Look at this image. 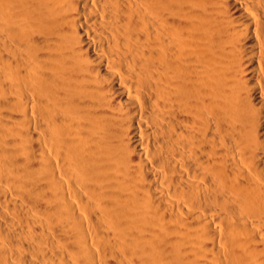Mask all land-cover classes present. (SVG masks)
Instances as JSON below:
<instances>
[{
    "label": "bare ground",
    "instance_id": "6f19581e",
    "mask_svg": "<svg viewBox=\"0 0 264 264\" xmlns=\"http://www.w3.org/2000/svg\"><path fill=\"white\" fill-rule=\"evenodd\" d=\"M0 264H264V0H0Z\"/></svg>",
    "mask_w": 264,
    "mask_h": 264
}]
</instances>
